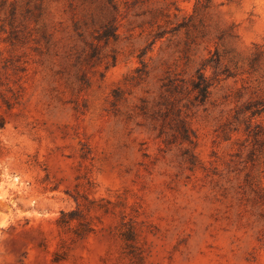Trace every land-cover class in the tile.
<instances>
[{"label": "rangeland", "instance_id": "obj_1", "mask_svg": "<svg viewBox=\"0 0 264 264\" xmlns=\"http://www.w3.org/2000/svg\"><path fill=\"white\" fill-rule=\"evenodd\" d=\"M0 264H264V0H0Z\"/></svg>", "mask_w": 264, "mask_h": 264}, {"label": "trees", "instance_id": "obj_2", "mask_svg": "<svg viewBox=\"0 0 264 264\" xmlns=\"http://www.w3.org/2000/svg\"><path fill=\"white\" fill-rule=\"evenodd\" d=\"M198 78H199V81L201 82L199 85H197V87H199L200 86V92L201 93H203V92H205L206 90L205 89H207L208 87H209V85H208V81L204 78V77H202V75H201V73H198ZM201 84H203V85H201ZM203 88V89H202ZM62 215V217L64 216V214H61Z\"/></svg>", "mask_w": 264, "mask_h": 264}]
</instances>
